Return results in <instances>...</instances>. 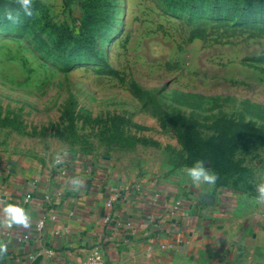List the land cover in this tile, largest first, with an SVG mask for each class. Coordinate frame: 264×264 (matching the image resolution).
<instances>
[{"label": "rangeland", "instance_id": "374dc122", "mask_svg": "<svg viewBox=\"0 0 264 264\" xmlns=\"http://www.w3.org/2000/svg\"><path fill=\"white\" fill-rule=\"evenodd\" d=\"M1 5L9 162L65 157L154 182L203 160L218 183L264 182V0Z\"/></svg>", "mask_w": 264, "mask_h": 264}, {"label": "crops", "instance_id": "0c3cea01", "mask_svg": "<svg viewBox=\"0 0 264 264\" xmlns=\"http://www.w3.org/2000/svg\"><path fill=\"white\" fill-rule=\"evenodd\" d=\"M3 154L0 210L18 204L28 192L33 198L24 206L30 216L26 228H8L0 211V241L8 244L2 264H85L94 248L105 264H264L258 179H251L250 189L216 182L197 186L180 167L154 182L124 181L107 165L65 157L57 164L58 157L50 156L45 163H19L18 156L9 162ZM73 178L82 181L76 188ZM42 219H47L44 233L36 236ZM25 234L33 238L21 245L18 238ZM150 244L174 248L152 250Z\"/></svg>", "mask_w": 264, "mask_h": 264}, {"label": "clouds", "instance_id": "9594fccd", "mask_svg": "<svg viewBox=\"0 0 264 264\" xmlns=\"http://www.w3.org/2000/svg\"><path fill=\"white\" fill-rule=\"evenodd\" d=\"M19 9L23 11L25 16L33 15V0H17ZM19 13L16 11H7L6 18L12 22H16L18 19ZM62 161L58 158L56 163L59 164ZM185 176L190 180L194 185L202 184H215L218 176L205 167V162L203 160H197L194 165L186 167L184 170ZM82 183L78 178H73L71 184L73 188H76ZM257 195L255 201L258 204H264V182L257 184L256 186ZM4 220L3 223L7 225L8 228L13 226H23L28 227L30 216L28 215L26 209L20 205L7 203L2 208ZM8 244L6 242L0 241V264H2V258L7 253Z\"/></svg>", "mask_w": 264, "mask_h": 264}, {"label": "built area", "instance_id": "2783aa9c", "mask_svg": "<svg viewBox=\"0 0 264 264\" xmlns=\"http://www.w3.org/2000/svg\"><path fill=\"white\" fill-rule=\"evenodd\" d=\"M58 158L62 160L61 157H58ZM111 192L116 196L119 195V191L117 189H111ZM32 198H33V192H28L26 197L22 199L17 205L24 207L25 205H28L31 202ZM51 219L56 220V217L53 216ZM110 220H111L110 216H107L105 219L106 222H109ZM46 224H47V219H42L35 225V233H36L35 235L36 236H40L44 233ZM127 228H132V225L128 223ZM32 238L33 237L31 234L22 235L21 237L18 238V243L22 245L30 241ZM173 248L174 247L172 245H166V244L161 245L159 247H156L153 244H150V247H149V249H152V250L156 249V250H161V251H167ZM85 264H105L104 256L101 250L99 248L92 249L85 259Z\"/></svg>", "mask_w": 264, "mask_h": 264}, {"label": "trees", "instance_id": "16d2710c", "mask_svg": "<svg viewBox=\"0 0 264 264\" xmlns=\"http://www.w3.org/2000/svg\"><path fill=\"white\" fill-rule=\"evenodd\" d=\"M3 8H4V7L1 5V6H0V10L3 9ZM199 32H201V29H200V30H196V31H194L191 39L193 40V39L197 38V37H198L197 33H199ZM253 60H255V61H264V56H261V57L255 58V59H253ZM216 183H217L218 185H226V184H227V182H224V183H218L217 181H216Z\"/></svg>", "mask_w": 264, "mask_h": 264}]
</instances>
